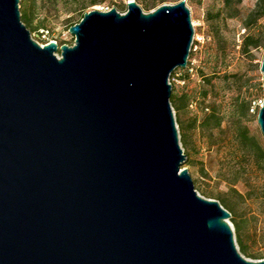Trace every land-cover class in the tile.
<instances>
[{
	"label": "water",
	"instance_id": "obj_1",
	"mask_svg": "<svg viewBox=\"0 0 264 264\" xmlns=\"http://www.w3.org/2000/svg\"><path fill=\"white\" fill-rule=\"evenodd\" d=\"M20 2L0 0V264H264L183 169L186 1L86 13L72 47L33 40Z\"/></svg>",
	"mask_w": 264,
	"mask_h": 264
},
{
	"label": "rangeland",
	"instance_id": "obj_2",
	"mask_svg": "<svg viewBox=\"0 0 264 264\" xmlns=\"http://www.w3.org/2000/svg\"><path fill=\"white\" fill-rule=\"evenodd\" d=\"M130 1L141 9L160 4V0H32L23 6L31 19L27 29L33 40L42 46L55 42L59 47H72L75 39L69 29L79 24L84 14L113 9L124 14ZM175 1L162 5H175ZM185 1L194 27L188 60L193 72L189 76L184 69H177L170 79L174 93L188 95L193 103V108L186 111L185 124L193 126L197 122L189 135V153L185 154L181 144L186 156L183 169L188 170L199 196L225 202L234 209L245 228L244 242L255 253L264 255V162L258 161L240 139L245 130L264 151V136L258 124L264 105V48L252 50L249 55L242 53L244 23L258 0H244L237 18H225L220 23L211 22L210 15L223 7L221 0ZM213 24L219 26L217 37ZM260 24L264 28V20ZM57 57H61L60 51ZM212 111L222 120L219 128L215 127V118H209Z\"/></svg>",
	"mask_w": 264,
	"mask_h": 264
},
{
	"label": "trees",
	"instance_id": "obj_3",
	"mask_svg": "<svg viewBox=\"0 0 264 264\" xmlns=\"http://www.w3.org/2000/svg\"><path fill=\"white\" fill-rule=\"evenodd\" d=\"M25 1H32V0H21V20L23 24L26 26V28L31 27V19L29 18L28 14L26 13L23 4ZM168 0H160V4L156 5V2L152 8L150 6H145L142 10L145 12H149L151 10H156L157 8L161 7L160 5L166 3ZM182 1V0H181ZM223 7L218 10L216 13H214L213 16L210 18V21L213 23H220V21L223 19H234L237 18L239 15V8L243 5L244 0H221ZM180 0L175 1V4L179 3ZM145 12V13H146ZM84 15L82 16L81 20L83 19ZM264 20V0H258L256 3L255 8L253 11L249 14L247 19L244 23V28L246 30V34L243 37V44H242V53L249 55L252 50H258L261 48H264V28L263 25L260 24L261 21ZM213 31L215 33V36H219V26H216L213 24ZM48 32V31H47ZM49 35V32H48ZM47 35H43V37L46 38ZM48 42H45L44 45H47ZM65 44V43H64ZM191 68H190V62L188 64V68L183 70L184 73L187 75H191ZM193 71V70H192ZM176 75V71L171 75L170 79L172 80L174 76ZM181 79V78H180ZM171 105L173 107V110L175 111L176 116V123L179 129L180 134V143L183 146V149L185 150V154L189 153L190 147L188 143L190 132L196 127V121L193 122V126H187L185 124L184 117L186 116V111L190 108H193V103H191V98L188 95H177L174 93V89L172 88V96H171ZM211 117L215 118L216 125L215 127L219 128L221 127L222 120L215 114L214 111H212L209 114V118ZM208 118V119H209ZM240 139L243 144V146L251 151L256 159L260 162H264V151L259 145V143L254 139L250 138L245 130L240 134ZM222 207L226 209L231 214V223L234 226L235 235L237 244L239 246V250L241 254L249 260L253 261H260L264 260V255L255 253L245 242H244V233L245 228L242 226V223H240L237 220L236 213L232 207H230L227 203L221 202Z\"/></svg>",
	"mask_w": 264,
	"mask_h": 264
},
{
	"label": "built area",
	"instance_id": "obj_4",
	"mask_svg": "<svg viewBox=\"0 0 264 264\" xmlns=\"http://www.w3.org/2000/svg\"><path fill=\"white\" fill-rule=\"evenodd\" d=\"M45 35H48V32H46V34H45ZM187 68H188V66H187ZM187 68H186V69H187ZM191 72H193V71L191 70Z\"/></svg>",
	"mask_w": 264,
	"mask_h": 264
}]
</instances>
